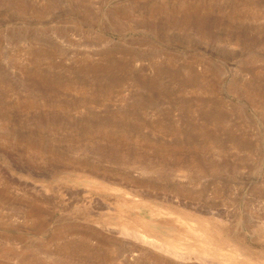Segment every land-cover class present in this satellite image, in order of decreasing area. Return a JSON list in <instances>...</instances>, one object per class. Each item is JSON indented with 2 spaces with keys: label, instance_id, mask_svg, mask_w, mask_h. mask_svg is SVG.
Segmentation results:
<instances>
[{
  "label": "rangeland",
  "instance_id": "1",
  "mask_svg": "<svg viewBox=\"0 0 264 264\" xmlns=\"http://www.w3.org/2000/svg\"><path fill=\"white\" fill-rule=\"evenodd\" d=\"M0 264H264V0H0Z\"/></svg>",
  "mask_w": 264,
  "mask_h": 264
},
{
  "label": "bare ground",
  "instance_id": "2",
  "mask_svg": "<svg viewBox=\"0 0 264 264\" xmlns=\"http://www.w3.org/2000/svg\"><path fill=\"white\" fill-rule=\"evenodd\" d=\"M141 238L145 241L146 240V237H144V236H141ZM175 253V252H174Z\"/></svg>",
  "mask_w": 264,
  "mask_h": 264
}]
</instances>
